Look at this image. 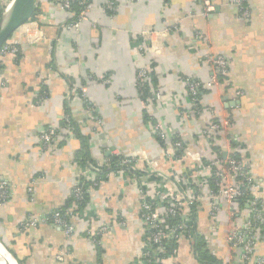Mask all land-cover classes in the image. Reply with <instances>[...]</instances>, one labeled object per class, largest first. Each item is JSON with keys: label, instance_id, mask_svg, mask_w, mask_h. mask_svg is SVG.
<instances>
[{"label": "crops", "instance_id": "0c3cea01", "mask_svg": "<svg viewBox=\"0 0 264 264\" xmlns=\"http://www.w3.org/2000/svg\"><path fill=\"white\" fill-rule=\"evenodd\" d=\"M61 1L34 0L32 18L9 40L17 51L0 54V179L7 183L0 244L15 264H138L148 238L137 180L125 171L88 184L84 206L69 218L70 236L50 221L21 227L73 208L79 173L110 154L135 157L138 181L149 171L146 190L153 197L162 189L158 175H189L198 184L202 159L213 160L230 138L264 200V0L248 1V17L228 0H209L208 16L200 0H114L113 11L104 8L106 0H91L77 29L65 27L71 15ZM207 55H222L227 74L218 86L202 88L205 109L197 114L188 108L184 78L208 80ZM140 68L160 98L140 96ZM65 114L79 124L74 136L60 130ZM225 117L231 120L226 133H203L213 118ZM49 127L59 133L45 146L40 137ZM175 139L187 152L181 159L168 145ZM221 205L211 217L208 203L199 202L195 231L167 246L163 264H227L238 256L225 241L228 206ZM102 223L107 230L96 238ZM253 254L264 258V237Z\"/></svg>", "mask_w": 264, "mask_h": 264}, {"label": "built area", "instance_id": "2783aa9c", "mask_svg": "<svg viewBox=\"0 0 264 264\" xmlns=\"http://www.w3.org/2000/svg\"><path fill=\"white\" fill-rule=\"evenodd\" d=\"M202 2V14L208 16L213 5L209 0H200ZM249 0H228L229 3L238 8V12L245 17H248L249 11L247 3ZM63 7L73 16V20H68L65 23L67 28H79L82 21L87 18V11L91 7V0H62ZM76 2L79 5V11L75 13L72 10V4ZM104 8L108 11H113L115 8L114 0H106ZM70 16V17H71ZM199 37V34H196ZM17 46L10 42L4 43L0 48V54L8 52L15 53ZM207 60L213 68L211 77L204 81H198L191 77H185L186 92L188 95V108L194 113L200 114L205 109L197 96L199 89L216 87L220 84L222 78L227 74V60L222 55H207ZM150 75L146 68H140L137 71L135 85L142 94V88L148 90V96L145 101L153 98L161 97V92L157 88L150 86ZM239 92H237L238 94ZM174 103L181 105L180 97L176 96ZM85 110L93 117V106L91 102L84 98ZM211 115H214L212 109H208ZM95 119V122H99ZM231 120L227 117L222 120L213 118L205 127L203 133L206 135L217 134L226 131ZM156 133L163 138L164 133L154 125ZM65 130L70 136H74V129L71 126V117L68 114L62 119L61 129ZM59 133L56 127H49L41 134V141L46 146L53 142ZM175 150V157L181 159L184 154L183 142L180 139L173 140L170 144ZM231 139L225 137V146L216 150L213 160L202 159L200 168L197 170L199 174L198 184H195L191 176H177L175 173L158 175L161 181V188L156 196L151 197L146 190V172L144 180L138 181L141 177L136 172L135 157L125 156L121 153L119 165L127 169V173L132 175L137 180L138 191L141 196L140 200V219L145 224L148 242L144 247L138 264H163V260L168 257L169 250L167 246L183 235H189L195 231L196 209L199 202L206 201L208 203V214L211 217H216L222 209L221 202H224L228 208L226 209L228 230L225 235V241L230 246L231 250H239L238 256L230 257L227 264H264V258L254 256V247L257 241L264 237V229L262 223L264 219V200L262 196H256V191L260 184L254 179L251 171L243 164L242 160L235 155L234 150H231ZM108 164V160L103 162ZM123 167V168H124ZM124 171L120 169L114 173ZM82 183L89 181L95 185L96 178L94 171L90 168L85 172H80ZM170 185V188H169ZM31 190V187H28ZM83 187L78 185L74 188L73 194L77 199L83 197ZM7 196V183L0 179V203ZM240 200L244 201L245 206L240 204ZM76 204L73 208L63 212L60 210L54 211L49 216L42 218H30L22 222L21 227L27 228L35 226L38 221H50L55 226L62 228L66 236H70L74 232V227L69 223V218L75 216ZM170 220H173L170 222ZM237 220V221H236ZM107 226L100 224L96 232L98 235L106 232Z\"/></svg>", "mask_w": 264, "mask_h": 264}, {"label": "trees", "instance_id": "16d2710c", "mask_svg": "<svg viewBox=\"0 0 264 264\" xmlns=\"http://www.w3.org/2000/svg\"><path fill=\"white\" fill-rule=\"evenodd\" d=\"M72 10L77 13L79 11V5L74 2L72 4ZM2 8H0V12H1ZM33 16V15H32ZM32 18V17H31ZM69 20H73V16L70 17ZM18 31V30H16ZM15 31V32H16ZM12 37V36H11ZM10 37V38H11ZM10 40V39H9ZM9 40H7V42H10ZM140 89H138V92H139ZM202 89H199V92L197 93V96L200 98V92H201ZM142 94L140 93V96L145 99L147 96H148V93L147 91L148 90H145L142 88ZM71 126L73 127L74 129V133L77 134L78 130H79V124L76 123L75 121H73L71 119ZM232 142V141H231ZM236 155V153H235ZM237 156V155H236ZM238 157V156H237ZM121 158V155H115V154H110L107 156L106 160H108L109 162V165L107 164H98V163H91V168L92 170L94 171L95 173V178H96V181L100 180V179H104L105 177L108 176L109 173L111 172H116L120 169H123L125 172H127V169L126 167L124 166H120L119 165V160ZM83 160V158H81ZM124 167V168H123ZM92 182H89V181H86L84 183H82V179H79V183L76 185V187L78 185L82 186L83 187V190H84V193H83V197L81 199H77L75 197V195L72 193L71 194V203H75L76 204V207L77 208H82L84 206V203L86 201V198H87V189L90 187L88 184H91ZM240 204L244 207L245 206V203L244 201L242 202V200H240ZM61 212H63L64 210H60ZM78 212V209L76 210ZM173 220H170V222H172ZM209 263L208 264H215L213 263L214 261L212 259H208ZM206 263V262H205Z\"/></svg>", "mask_w": 264, "mask_h": 264}, {"label": "water", "instance_id": "95a60500", "mask_svg": "<svg viewBox=\"0 0 264 264\" xmlns=\"http://www.w3.org/2000/svg\"><path fill=\"white\" fill-rule=\"evenodd\" d=\"M7 6H4L0 12V48L10 39L16 30L32 17L35 11L34 0H14L10 16L7 20H4V12ZM0 264H7V262L0 258Z\"/></svg>", "mask_w": 264, "mask_h": 264}, {"label": "bare ground", "instance_id": "6f19581e", "mask_svg": "<svg viewBox=\"0 0 264 264\" xmlns=\"http://www.w3.org/2000/svg\"><path fill=\"white\" fill-rule=\"evenodd\" d=\"M14 0H8L6 5L7 8L5 9V18L4 20H7L8 17L10 16V12H11V8H12V4H13ZM5 5V6H6ZM0 258L2 260H4L5 262H7V264H15L13 258L9 255V253L6 252L5 248L0 244Z\"/></svg>", "mask_w": 264, "mask_h": 264}, {"label": "rangeland", "instance_id": "374dc122", "mask_svg": "<svg viewBox=\"0 0 264 264\" xmlns=\"http://www.w3.org/2000/svg\"><path fill=\"white\" fill-rule=\"evenodd\" d=\"M8 1V0H7ZM5 3H7V2H5V0L2 2V4L1 5H3V7H4V5H6Z\"/></svg>", "mask_w": 264, "mask_h": 264}]
</instances>
